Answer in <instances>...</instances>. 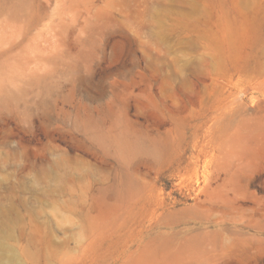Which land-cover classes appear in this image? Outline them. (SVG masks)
I'll return each mask as SVG.
<instances>
[{
  "label": "rangeland",
  "instance_id": "374dc122",
  "mask_svg": "<svg viewBox=\"0 0 264 264\" xmlns=\"http://www.w3.org/2000/svg\"><path fill=\"white\" fill-rule=\"evenodd\" d=\"M264 264V0H0V259Z\"/></svg>",
  "mask_w": 264,
  "mask_h": 264
},
{
  "label": "bare ground",
  "instance_id": "6f19581e",
  "mask_svg": "<svg viewBox=\"0 0 264 264\" xmlns=\"http://www.w3.org/2000/svg\"><path fill=\"white\" fill-rule=\"evenodd\" d=\"M0 264H15L12 254H7L4 258L0 259Z\"/></svg>",
  "mask_w": 264,
  "mask_h": 264
}]
</instances>
